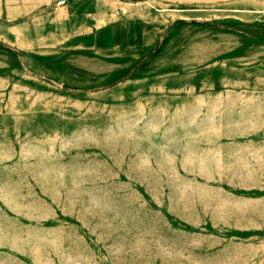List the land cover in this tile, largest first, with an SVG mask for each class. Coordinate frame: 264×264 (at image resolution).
I'll return each mask as SVG.
<instances>
[{"label": "rangeland", "instance_id": "374dc122", "mask_svg": "<svg viewBox=\"0 0 264 264\" xmlns=\"http://www.w3.org/2000/svg\"><path fill=\"white\" fill-rule=\"evenodd\" d=\"M0 264H264V0H0Z\"/></svg>", "mask_w": 264, "mask_h": 264}]
</instances>
